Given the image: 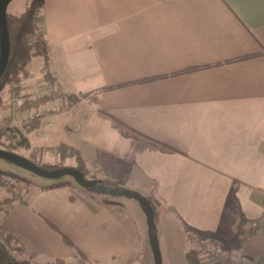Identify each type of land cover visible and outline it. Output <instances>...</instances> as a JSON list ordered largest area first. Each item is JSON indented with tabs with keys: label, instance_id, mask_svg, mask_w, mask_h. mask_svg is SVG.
Returning <instances> with one entry per match:
<instances>
[{
	"label": "crops",
	"instance_id": "obj_1",
	"mask_svg": "<svg viewBox=\"0 0 264 264\" xmlns=\"http://www.w3.org/2000/svg\"><path fill=\"white\" fill-rule=\"evenodd\" d=\"M38 16L49 59L31 57L20 95L50 87L60 105L19 109L40 114L29 148L52 163L63 143L95 178L151 193L161 264L189 248L220 264L197 240L228 249L240 232L264 264V0H43ZM26 178L0 226L34 262L154 264L135 199Z\"/></svg>",
	"mask_w": 264,
	"mask_h": 264
},
{
	"label": "trees",
	"instance_id": "obj_2",
	"mask_svg": "<svg viewBox=\"0 0 264 264\" xmlns=\"http://www.w3.org/2000/svg\"><path fill=\"white\" fill-rule=\"evenodd\" d=\"M43 0H29L25 3L22 10L19 12H10L6 10V26L8 31V41H9V54L7 64L3 73L0 75V147L8 149L10 151H15L16 146H22L24 148H29V142L27 137L20 133V129L13 126L11 123L13 121V115H3L2 102L3 97L1 96V91L7 86V91L10 95L17 96L21 89V80L25 74V66L30 61L31 57L34 55H41L43 57L44 63H47L49 59L48 45L45 37L41 33L39 27V16L38 12L41 10ZM37 36L35 41H30L27 39L28 36ZM46 78H50L49 74L46 73ZM53 95L44 94L34 97L33 99H24L19 103H14L17 109L26 108H39L42 104L53 99ZM62 100L65 106H69L74 98L72 94L63 95ZM18 104V105H17ZM104 115V114H102ZM40 121V114L35 113L32 118L26 124L29 128L36 127ZM112 123L120 131L131 134L132 132L127 130L120 122L112 120ZM15 133V134H14ZM16 133L19 135V139L14 142V137ZM133 134V133H132ZM58 150V160L55 162H44L39 157H35L32 153L28 155V158L35 162L36 164L45 168H56L59 166L67 165L65 163L66 158L73 157L75 166L79 168L86 177L95 178L93 173H89L86 166L84 165L81 157L73 149L66 148L65 144H60L57 147ZM11 176L12 181L7 184L3 181L4 176ZM104 183L109 186H118L117 183L103 179ZM28 182V179L24 176H20L5 169L0 168V190L5 188L8 193L7 196L0 197V217L5 213V206L15 197V190H13L16 183ZM5 184V186H4ZM87 189V188H86ZM149 199L151 206L154 211V216L157 213V207L159 206V201L151 194H146ZM239 229V225H238ZM33 253L25 251L24 246L16 239V237L6 232L0 226V264H45L38 263L32 260ZM185 258L188 264H202L200 260V255L197 249L189 248L185 252Z\"/></svg>",
	"mask_w": 264,
	"mask_h": 264
},
{
	"label": "water",
	"instance_id": "obj_3",
	"mask_svg": "<svg viewBox=\"0 0 264 264\" xmlns=\"http://www.w3.org/2000/svg\"><path fill=\"white\" fill-rule=\"evenodd\" d=\"M9 1L10 0H0V75L5 69L9 54L8 31L6 26V7ZM0 158L6 159L45 178L52 179L60 178L63 175H69L83 188L104 192L111 196H123L135 199L145 214L147 235L153 256V263L161 264L158 239L155 230L154 211L146 195L128 187L106 185L102 178L86 177L84 173L75 166L63 165L51 169L45 168L31 161L24 155L1 147Z\"/></svg>",
	"mask_w": 264,
	"mask_h": 264
},
{
	"label": "rangeland",
	"instance_id": "obj_4",
	"mask_svg": "<svg viewBox=\"0 0 264 264\" xmlns=\"http://www.w3.org/2000/svg\"><path fill=\"white\" fill-rule=\"evenodd\" d=\"M27 1H29V0H10L8 5H7V11L19 12V11L22 10L23 6L25 5V3ZM49 88H46V89L37 88L34 91H30V92L26 91V94H21L20 95V93H19V95H20V97H23V95L24 96L26 95V98L30 100V99H33L31 97H37L39 95L41 96V95H44V94H51V95H53V97L55 99H57L55 101L56 102L55 106H56V108H58L59 105H60V102L58 100L59 99V94L57 92H55L54 90H52V88H50V89ZM1 96L3 97V102H2L3 114H1V117L3 115H9L11 113V111H16V113H14V117H16L15 121L14 122L12 121L11 124L13 126H16L17 128H19L20 129V133H23L24 135H26V133H25L26 132V124H25V122L27 120L26 112L20 111L19 109L15 108V106H14L15 102H11V103L9 102L10 98L12 97V95H10L9 91H7V86L2 89ZM17 96H16V98H17ZM6 101L9 102L10 104H7ZM27 109L28 108H26V110ZM35 113H36V111L34 112V114ZM17 139H19V135L16 133L13 141L16 142ZM40 151H41L40 148L37 147V146H33V147L28 148V149H25L22 146H16L15 147V152H17V153H19L21 155H24L26 157H28V155H30V153H32L35 157H39ZM45 155H47V154H45ZM0 168L5 169L6 171H10V172H13L15 174H18L20 176L28 177L30 179V181H34L33 182L34 185L42 184V183H45V182H52V181H59V180H62V179H66V180H70L71 182H73L74 183L73 185H75V187H77V188L81 187L69 175H63L60 178H52V179L51 178H45V177H42V176H40V175H38V174L28 170V169H25V168H23L21 166H18V165L14 164V163L6 160V159H3V158H0ZM4 177H8L9 178V181L7 180V183H6L7 184L6 186H8V183H10L12 181V179H11L12 177L8 176V175H6ZM3 181L5 182V178H3ZM19 183H22L23 186L26 187V183H23V182H19ZM19 183H16V185L13 188V190L16 191V190L19 189L18 188ZM4 186H5V184H4ZM99 193H101V195L103 193L102 196H104L105 198L121 199L123 197V196H121V198H120V197H116V196H111V195H109L107 193H104V192H99ZM7 195H8V193L6 192V189L4 187L1 188L0 197H4V196H7ZM126 199H130L131 201H135L133 198H126ZM132 212H133V210H132Z\"/></svg>",
	"mask_w": 264,
	"mask_h": 264
},
{
	"label": "built area",
	"instance_id": "obj_5",
	"mask_svg": "<svg viewBox=\"0 0 264 264\" xmlns=\"http://www.w3.org/2000/svg\"><path fill=\"white\" fill-rule=\"evenodd\" d=\"M28 40L35 41L37 36H28ZM5 178V183L7 180L9 181L8 177ZM261 219L251 220L249 222V227H255ZM249 237V233L240 232L237 235L236 243L228 248V249H220L214 247L210 244H207L206 241L202 238L197 240V244L199 247H202L204 252L213 257L216 263L220 264H253L248 262L245 258L246 255V242Z\"/></svg>",
	"mask_w": 264,
	"mask_h": 264
}]
</instances>
